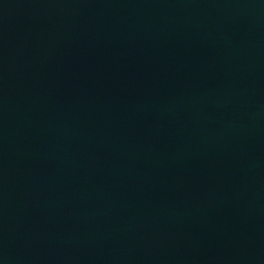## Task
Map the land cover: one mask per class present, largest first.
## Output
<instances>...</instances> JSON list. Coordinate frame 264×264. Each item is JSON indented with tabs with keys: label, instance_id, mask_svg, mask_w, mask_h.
<instances>
[{
	"label": "water",
	"instance_id": "1",
	"mask_svg": "<svg viewBox=\"0 0 264 264\" xmlns=\"http://www.w3.org/2000/svg\"><path fill=\"white\" fill-rule=\"evenodd\" d=\"M0 264H264V0H0Z\"/></svg>",
	"mask_w": 264,
	"mask_h": 264
}]
</instances>
